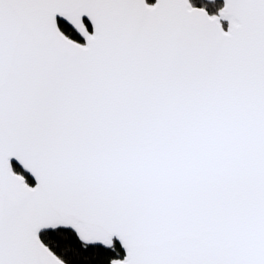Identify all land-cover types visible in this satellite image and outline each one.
Here are the masks:
<instances>
[{
    "label": "snow or ice",
    "instance_id": "obj_1",
    "mask_svg": "<svg viewBox=\"0 0 264 264\" xmlns=\"http://www.w3.org/2000/svg\"><path fill=\"white\" fill-rule=\"evenodd\" d=\"M0 264H264V0H0Z\"/></svg>",
    "mask_w": 264,
    "mask_h": 264
},
{
    "label": "trees",
    "instance_id": "obj_2",
    "mask_svg": "<svg viewBox=\"0 0 264 264\" xmlns=\"http://www.w3.org/2000/svg\"><path fill=\"white\" fill-rule=\"evenodd\" d=\"M147 1H148V3H154L155 2V0H147ZM191 2L194 6H198V7H202V8L207 9L210 12V14H216L219 11V9H221L223 6V4L221 2L206 3V2L201 1V0H191ZM14 169L18 173L23 174L27 178L29 184H31V185L34 184L33 180L28 175H26L24 172H22L16 165H14ZM117 254H119V255H117ZM123 255H124V252H123L122 248L119 247L118 243H117L115 251L108 250V251H105L103 253V256L105 259H107L109 257H111V258H123Z\"/></svg>",
    "mask_w": 264,
    "mask_h": 264
},
{
    "label": "water",
    "instance_id": "obj_3",
    "mask_svg": "<svg viewBox=\"0 0 264 264\" xmlns=\"http://www.w3.org/2000/svg\"><path fill=\"white\" fill-rule=\"evenodd\" d=\"M201 1H204V2H206V3H215V2H221L222 4H223V6H224V0H201ZM146 2L148 3V1L146 0ZM155 2H156V0H155ZM155 2L154 3H148L149 5H152V4H155ZM190 3L192 4V2H191V0H190ZM193 5V4H192ZM194 6V5H193ZM223 6H222V8H223ZM194 7H197V8H202V7H198V6H194ZM221 8V9H222ZM205 9V8H204ZM208 13H209V15H216V14H218V12L216 13V14H210V12L207 10V9H205ZM220 10V9H219ZM223 23V26H224V29H225V31L227 30V22L226 21H223L222 22ZM226 26H225V25ZM13 165H16L19 169H20V167L16 164V162L15 161H13ZM21 171H22V169H20ZM23 172V171H22ZM26 175H28L32 180H33V185H31L30 184V186H35V180H34V178H32L31 176H30V174H28V173H25ZM118 243V242H117ZM123 250V249H122Z\"/></svg>",
    "mask_w": 264,
    "mask_h": 264
}]
</instances>
